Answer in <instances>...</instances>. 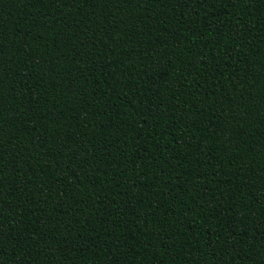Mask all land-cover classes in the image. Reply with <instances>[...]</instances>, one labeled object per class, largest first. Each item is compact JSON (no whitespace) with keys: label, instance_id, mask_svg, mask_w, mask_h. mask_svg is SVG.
Masks as SVG:
<instances>
[{"label":"trees","instance_id":"1","mask_svg":"<svg viewBox=\"0 0 264 264\" xmlns=\"http://www.w3.org/2000/svg\"><path fill=\"white\" fill-rule=\"evenodd\" d=\"M0 264H264V0H0Z\"/></svg>","mask_w":264,"mask_h":264}]
</instances>
